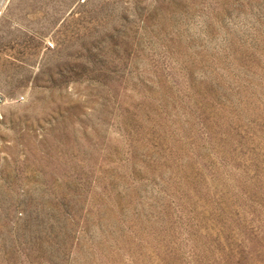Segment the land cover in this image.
Segmentation results:
<instances>
[{"label": "rangeland", "instance_id": "374dc122", "mask_svg": "<svg viewBox=\"0 0 264 264\" xmlns=\"http://www.w3.org/2000/svg\"><path fill=\"white\" fill-rule=\"evenodd\" d=\"M0 264H264V0H0Z\"/></svg>", "mask_w": 264, "mask_h": 264}]
</instances>
